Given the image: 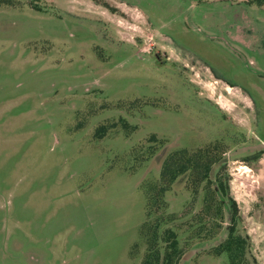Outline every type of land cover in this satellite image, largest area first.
<instances>
[{"label": "rangeland", "instance_id": "374dc122", "mask_svg": "<svg viewBox=\"0 0 264 264\" xmlns=\"http://www.w3.org/2000/svg\"><path fill=\"white\" fill-rule=\"evenodd\" d=\"M212 143L264 264V4L0 0V264H142L157 218L179 264H229L231 201L187 173L147 216L166 156Z\"/></svg>", "mask_w": 264, "mask_h": 264}, {"label": "trees", "instance_id": "16d2710c", "mask_svg": "<svg viewBox=\"0 0 264 264\" xmlns=\"http://www.w3.org/2000/svg\"><path fill=\"white\" fill-rule=\"evenodd\" d=\"M100 1V0H97ZM264 4V0H255ZM212 144L198 149L181 148L170 152L161 167V177L158 185L148 194L147 216H156L166 203L165 192L184 174L189 175V188L198 196L202 187L205 190L204 202L206 206H216L223 213L225 199L231 201L230 225L227 237L216 248L218 254L226 253L229 264H259L252 252L251 237L241 231L239 222L241 215L236 199L230 196V182L227 164L223 163L212 177L216 163L220 162L221 149ZM153 192V194H152ZM161 220L146 222L150 230L148 235V249L142 264H179L183 250L177 233L171 228H161ZM149 223V225H148Z\"/></svg>", "mask_w": 264, "mask_h": 264}]
</instances>
